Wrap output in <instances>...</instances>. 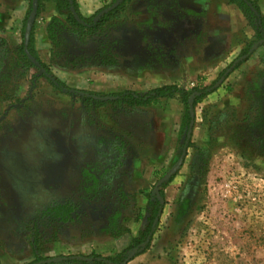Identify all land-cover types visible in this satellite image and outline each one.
<instances>
[{
    "label": "rangeland",
    "instance_id": "1",
    "mask_svg": "<svg viewBox=\"0 0 264 264\" xmlns=\"http://www.w3.org/2000/svg\"><path fill=\"white\" fill-rule=\"evenodd\" d=\"M188 4L130 0L95 35L64 18L56 44L33 50L44 68L23 58L26 21L17 31L0 20V264H264V135L232 123L251 108L264 118V39L244 13L223 45L225 33L182 37V18L204 20ZM156 28L174 45H152ZM49 72L104 99L179 91L148 107H89Z\"/></svg>",
    "mask_w": 264,
    "mask_h": 264
},
{
    "label": "trees",
    "instance_id": "2",
    "mask_svg": "<svg viewBox=\"0 0 264 264\" xmlns=\"http://www.w3.org/2000/svg\"><path fill=\"white\" fill-rule=\"evenodd\" d=\"M56 2L57 8L59 9L61 15L65 17V21L72 27H75L78 29L81 33H86L89 35H95L99 31L105 28V26L113 21L118 13L122 11L125 8V5L128 4L130 0H126L123 4H121L117 9L114 11L108 12L104 15H101V12L103 10H100L96 13L95 16L92 18H84L80 14V18L83 20V23H79L74 16L73 9H75L78 13V6L76 0H52ZM233 4H236L245 14L247 19L249 20V23L251 26L255 28V31L257 32L258 39H264V17L262 15L260 7L257 5L256 2L253 0H230ZM107 8V7H106ZM105 9V8H104ZM28 19V17H27ZM26 19V22H27ZM259 22V26H257L256 22ZM63 24L62 19L59 17L52 18V21L49 25V38L53 44H56L57 42V31L58 26ZM33 39L31 36V42L29 45L30 53L34 56L35 53L33 51ZM22 55L24 60H26L30 66H35L31 61L29 60L28 56L25 53L24 48H22ZM105 65H112V61H104ZM41 68H44V64H41ZM49 82L52 84V86L61 91L65 92L67 94L76 93L78 95H82V102L86 106H94L98 108H103L107 105H115V106H124L128 105L130 107H148L151 105L158 104L160 99L172 97L176 92L179 91L178 87L169 85V86H163L153 89L152 91L146 93V94H140L136 93L134 91H125L122 93H116L113 94L111 99H104L105 96L101 95L99 93L94 92H86V91H72L71 89H66V87L58 81L56 78H54L50 72L48 75H46ZM211 94L208 89H205L200 92V95L195 96V102L194 105H197L199 102H201L205 96ZM183 101L185 103V108L187 112V116L190 120V110L192 109L191 105L189 104V95L186 93L183 94ZM250 114L244 115V118L241 120L234 119L232 123L236 124L235 126L238 128H246L247 134L249 138L257 136L258 134L264 135V118L261 117L263 114L261 112V109H252L249 111ZM235 117V113L233 114V118ZM153 235V229L152 225L149 226V229L147 231V236ZM67 262L70 263H82V264H88L87 261L84 260H77V259H68ZM93 263L95 264H118L117 258H110V259H94Z\"/></svg>",
    "mask_w": 264,
    "mask_h": 264
},
{
    "label": "crops",
    "instance_id": "3",
    "mask_svg": "<svg viewBox=\"0 0 264 264\" xmlns=\"http://www.w3.org/2000/svg\"><path fill=\"white\" fill-rule=\"evenodd\" d=\"M8 1L12 2L13 5L1 7L3 11H0V20L4 19L5 23L13 24L14 28L20 31V27H22V24L27 19L28 0ZM113 1L115 0H76L78 14L86 19L92 18L97 12L104 10ZM187 8L203 16L204 20L195 21L189 17L182 18L178 24L179 35L182 37L198 39L200 42H214V40L220 38V35L225 33L228 39L225 42L223 39H220L221 41L218 42V44L221 43L219 45H223L236 38L242 30L244 22L243 13L237 7L231 5L229 1L189 0ZM54 17H59L62 20L65 18L57 8L56 2L52 0H40L39 12L32 32V45L35 52L37 50L43 51V49L48 51L52 48L53 43L49 38V25ZM213 22L218 27H229L228 31L220 28H216L215 30L208 29ZM153 33L152 45H174V32L165 30L164 28H156Z\"/></svg>",
    "mask_w": 264,
    "mask_h": 264
},
{
    "label": "water",
    "instance_id": "4",
    "mask_svg": "<svg viewBox=\"0 0 264 264\" xmlns=\"http://www.w3.org/2000/svg\"><path fill=\"white\" fill-rule=\"evenodd\" d=\"M126 0H116L112 5H110L108 8H106L105 10H103L101 12V15H104L108 12L114 11L115 9H117L121 4H123ZM39 7H40V0H32V5H31V12L30 15L28 16L27 22H26V28H25V34H24V50L26 55L28 56L29 60L38 68L41 67V64L37 61V59L30 53L29 50V45L31 42V36H32V32H33V28L38 16V12H39ZM73 13L75 16V19L79 22V23H83V20L80 18L79 14L77 13V11L75 9H73ZM264 41V40H262ZM194 116V114L192 113V117ZM183 161L180 162V164H182ZM180 168V167H178Z\"/></svg>",
    "mask_w": 264,
    "mask_h": 264
}]
</instances>
